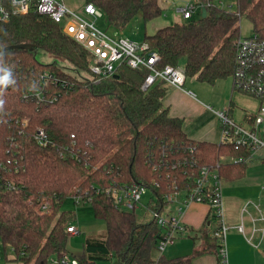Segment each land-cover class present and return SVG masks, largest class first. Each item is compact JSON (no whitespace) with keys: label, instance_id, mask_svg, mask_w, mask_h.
I'll use <instances>...</instances> for the list:
<instances>
[{"label":"trees","instance_id":"trees-1","mask_svg":"<svg viewBox=\"0 0 264 264\" xmlns=\"http://www.w3.org/2000/svg\"><path fill=\"white\" fill-rule=\"evenodd\" d=\"M85 1L118 29L138 14L147 26L164 13L160 0ZM200 1L210 3L205 17L199 12L145 33L144 42L159 53L158 69L185 61L186 78L215 85L239 69L242 15L251 21L254 36L264 40V0H238L239 14L213 0ZM19 44L34 49L2 51ZM41 52L53 62H42ZM90 63L89 52L48 15L31 12L0 22V77L7 74L9 81L0 85V241L22 264L60 258L68 253L67 228L76 219L62 206L80 196L92 199L88 204L106 233L86 239L85 253L75 257L79 264H172L177 260L155 257L162 232L157 220L139 222L135 211L118 210L103 191L142 185L151 193L150 208L162 214L168 196L190 193L201 172L218 162L222 179L244 178L247 162H221V157L250 159L252 149L190 139L183 121L164 105L167 88L142 90L148 71L121 66L118 79L98 82ZM233 91L245 94L234 80ZM255 97L264 105V87ZM229 105L231 115L233 101ZM40 130L48 137L46 147L36 141ZM43 200L50 213L38 211Z\"/></svg>","mask_w":264,"mask_h":264},{"label":"built area","instance_id":"built-area-1","mask_svg":"<svg viewBox=\"0 0 264 264\" xmlns=\"http://www.w3.org/2000/svg\"><path fill=\"white\" fill-rule=\"evenodd\" d=\"M215 1L213 0V5L224 8L222 3L218 4ZM164 2L171 3L169 0H164ZM208 5L210 3L204 4L200 0H189L186 1L184 6L175 7V12L184 22L193 19L199 12L202 13V9ZM171 6L173 7V3H171ZM31 12L48 15L61 26L65 35L89 52L91 56L90 70L93 75L99 78L98 82L102 78L114 77L121 66H126L132 70L148 71V75L142 84V90L146 92L158 84L183 89L186 83L187 78L184 68L169 65L164 69L157 68V63L161 57L148 43H137L128 38L110 36L98 29L96 21L102 18L104 13L92 2L86 3L84 6L85 14L93 19L92 22H88L70 10L64 0H0L1 23L9 22L14 16L26 15ZM237 14H239V10ZM237 63L239 69L233 76L236 87L248 96L260 95L264 87V40L254 35L245 39L240 37L237 41ZM208 109L213 110L211 107H208ZM214 112L221 122L222 138L220 144H234L237 150L248 147L252 149L253 153L256 150H264V105H260L248 126L240 125L231 118L229 106ZM36 141L41 147H46L49 143L46 133L42 130L39 131ZM250 159L221 157V162L248 163ZM220 164L218 162L216 168H206L201 172L196 188L190 193L182 194L185 196L182 204L185 208L193 203H205L210 206L216 221L213 237L221 242L218 248L220 263L228 264L226 239L230 228L223 221V179L217 172ZM103 192L113 199L118 210L133 212L139 207L142 197L149 190L142 185H138L136 187L113 188ZM180 196L181 193H175L168 196L167 201L172 203L175 198ZM73 199L78 206L88 204L92 200L89 198L83 200L80 196H75ZM183 207L178 210L175 216H169L165 219L161 213L147 205L153 219H156L162 228L157 244V250L161 256L169 246L175 244V234H184L187 230L182 224ZM51 210V205L47 200H43L38 204L40 213H50ZM238 230L242 232L243 227H239ZM67 232L68 235H76L78 229L73 224L67 228ZM0 264L22 263L15 259L12 249L6 251L0 243ZM49 264H79V261L76 258H71L69 253H65L60 258H53L49 261Z\"/></svg>","mask_w":264,"mask_h":264},{"label":"crops","instance_id":"crops-1","mask_svg":"<svg viewBox=\"0 0 264 264\" xmlns=\"http://www.w3.org/2000/svg\"><path fill=\"white\" fill-rule=\"evenodd\" d=\"M64 2L69 9L72 5L74 7L80 5L70 0H64ZM163 3L164 0H160V5L165 10ZM175 21V23L183 22L180 17L175 18ZM175 23L157 19L149 24V26L155 25V27L148 33L154 34L160 28ZM159 24L160 26H158ZM165 87L167 88V95L164 99V105L169 109L172 117L183 121L186 135L198 142L220 143L222 138L221 122L214 111L225 109L228 107L227 104L222 109L214 108L203 99H199L194 92L184 90V87L183 89L168 85ZM197 90L203 98L204 96L207 98V94L201 85H197ZM234 94L232 87L230 102L233 101ZM208 107L213 110L208 109ZM236 107L237 104L233 102L231 118L240 125L246 123L248 126L249 119L257 110L251 112L246 107ZM259 153L255 156L258 157L257 160L252 156L250 162L248 161L244 178L236 181L222 180L223 221L230 228L226 239L228 264H264V173H262L261 168L256 167V162L261 161L264 164V150ZM181 207H183L182 203L179 204L177 211ZM183 209L182 222L186 223L187 232L178 235V239L184 238L188 234H194L191 236L196 241L199 238L198 234H204L206 237L202 235L198 241L200 243L199 249L196 248V241L190 243L177 239V242L169 246L162 256L169 251L170 257H164L168 260H177L172 264H218V249L213 237L216 221L213 218L212 209L202 203H193L187 208L183 207ZM206 223L209 227L207 229L204 228ZM239 227H243L242 232L238 230ZM189 238L191 237L189 236ZM160 257L161 255L158 254L156 259Z\"/></svg>","mask_w":264,"mask_h":264},{"label":"rangeland","instance_id":"rangeland-1","mask_svg":"<svg viewBox=\"0 0 264 264\" xmlns=\"http://www.w3.org/2000/svg\"><path fill=\"white\" fill-rule=\"evenodd\" d=\"M70 1L77 2L78 4H80L78 7H74V5H72L70 10L74 11L76 15L84 18L88 22L93 21V19L87 16L84 12V5L86 4L85 0H70ZM169 1L173 3V7L171 6V3L164 2L163 5H164L165 10H164L162 17L159 18V20H165L166 22L170 21L171 23H175L176 22L175 18H178L175 12V7L184 6V4L186 3V0H169ZM215 2L218 4L222 3L224 8H226L227 10H231V12L233 13L238 12L237 0H216ZM197 18L199 17L197 16ZM160 24L158 26H160ZM96 27L100 29L101 31L106 32L110 36L124 37L132 41H135L137 43H143L145 33H148L151 29H153V27H155V25L145 26L142 15L138 14L125 28L118 29L116 27L111 26L106 16L103 15L102 18L96 21ZM240 33H241L242 39L249 38L254 35L253 25L246 15H242L240 18ZM38 57L44 63L53 62V58L49 56L48 54H45L44 52H41ZM184 66H185V61H182L180 64V67L184 68ZM65 67H69V66H67L66 64ZM69 70L70 68H67V71ZM89 78L91 77L89 76ZM198 84L203 87L204 92L207 94V98L205 96L203 98L201 93L197 90ZM232 87H233L232 77L225 79V80H220L215 85L200 83L195 78H187L186 83L184 85V90H189L191 92H194L195 95H197L199 99H203L208 104L214 106V108L222 109L224 108L226 104H227L226 106H229L230 100L232 99ZM234 95L235 96H233V102L237 104L236 108L246 107L247 109L251 110V112L256 111V110L258 111L260 107V102L257 98L248 96L240 92H235ZM246 125L247 124L245 123L244 126ZM260 151L262 150H256L252 154L255 160H257L258 158V157H255L256 154H258ZM259 155H261V153H259ZM256 167L261 168L262 173H264V164L261 161L256 162ZM182 194L184 193H181L180 197L175 198L173 202L168 205V207L162 213L163 218L167 219L169 216L171 217L177 214L178 212L177 209L179 207V204L182 203L183 200L185 199V196ZM150 199H151V193L148 192L146 195L142 197L139 207L135 210V214L137 215L138 220L141 223H145V222L147 223L153 219L151 211L147 209V205ZM202 204H205V203H202ZM206 205L209 208V205L208 204ZM62 208L63 210L68 211L72 214H75L76 216L74 225L79 229V232L75 236H70L69 243H68V253L71 256V258L79 257L83 255V253H85L84 247H85L86 239L91 238V237L103 238L106 233V226L102 221L96 218L92 205H89V204L82 205L81 204L77 206L76 202L72 198V199H67L64 202ZM182 224L186 227V223L184 221L182 222ZM213 226L212 228H214ZM204 228L205 229L209 228L207 226V223L204 225ZM186 232H184V234ZM191 235H194V234H191ZM191 235L188 234L186 237L184 238L180 237V239H178L179 237L178 234H175L174 236L175 243L177 242V239L178 241L184 240V241H189L190 243H192L193 241H196L193 239L194 237L192 238ZM198 235H199V238L197 239L198 241H200V239L202 238L201 237L202 235L206 237L204 234H198ZM189 236L191 238H189ZM198 241H196V248L199 249L200 243ZM214 241L219 248L221 244L220 240L214 239ZM155 253H156L155 257H157L158 254L160 255V253L157 251H155ZM164 256L170 257L169 251ZM113 263H114V260L109 261V262H96L95 264H113Z\"/></svg>","mask_w":264,"mask_h":264},{"label":"water","instance_id":"water-1","mask_svg":"<svg viewBox=\"0 0 264 264\" xmlns=\"http://www.w3.org/2000/svg\"><path fill=\"white\" fill-rule=\"evenodd\" d=\"M206 9L203 8L202 9V16L205 17L206 16ZM34 49V47L30 44H19V45H13V46H9L4 48L2 51H9V50H32ZM115 79H118L119 76L118 75H114Z\"/></svg>","mask_w":264,"mask_h":264},{"label":"clouds","instance_id":"clouds-1","mask_svg":"<svg viewBox=\"0 0 264 264\" xmlns=\"http://www.w3.org/2000/svg\"><path fill=\"white\" fill-rule=\"evenodd\" d=\"M8 76L5 74L4 76L0 77V85H6L8 83Z\"/></svg>","mask_w":264,"mask_h":264}]
</instances>
